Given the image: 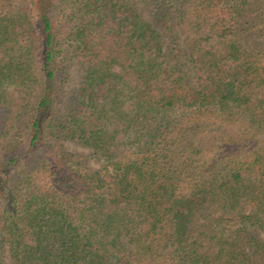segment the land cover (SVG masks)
Masks as SVG:
<instances>
[{
  "label": "trees",
  "instance_id": "obj_1",
  "mask_svg": "<svg viewBox=\"0 0 264 264\" xmlns=\"http://www.w3.org/2000/svg\"><path fill=\"white\" fill-rule=\"evenodd\" d=\"M0 264H264V0H0Z\"/></svg>",
  "mask_w": 264,
  "mask_h": 264
},
{
  "label": "rangeland",
  "instance_id": "obj_2",
  "mask_svg": "<svg viewBox=\"0 0 264 264\" xmlns=\"http://www.w3.org/2000/svg\"><path fill=\"white\" fill-rule=\"evenodd\" d=\"M83 65H82V63L81 62H75L74 64H73V68H72V79L74 80V82L76 83V82H78V76H79V74H80V72H81V67H82ZM70 147H73L74 149H76L77 147L76 146H70ZM79 150H81V149H79ZM40 154V155H39ZM41 155H42V153L40 152V153H38L37 154V156H38V158H40L41 157Z\"/></svg>",
  "mask_w": 264,
  "mask_h": 264
}]
</instances>
